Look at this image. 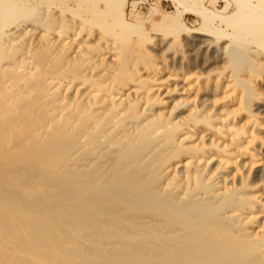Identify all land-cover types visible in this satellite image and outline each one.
Here are the masks:
<instances>
[{
  "label": "bare ground",
  "instance_id": "1",
  "mask_svg": "<svg viewBox=\"0 0 264 264\" xmlns=\"http://www.w3.org/2000/svg\"><path fill=\"white\" fill-rule=\"evenodd\" d=\"M232 1L194 11L206 56L0 0V264H264V0Z\"/></svg>",
  "mask_w": 264,
  "mask_h": 264
},
{
  "label": "rangeland",
  "instance_id": "2",
  "mask_svg": "<svg viewBox=\"0 0 264 264\" xmlns=\"http://www.w3.org/2000/svg\"><path fill=\"white\" fill-rule=\"evenodd\" d=\"M73 1L74 0H65V7L72 6ZM112 1L113 3L111 4H114V7L111 5L112 14H114V16L118 14L117 16L120 19L132 25L134 28L133 30L136 31V34L132 35L133 37L135 36L137 40L136 44H140L141 50H157V40L163 39V43H165V40L170 43L172 47L170 52L178 51L179 53H183L185 51V46L182 37L191 38L192 35H196L201 38L204 37L203 39H208L210 43L209 47L204 44L200 48V51L205 53L206 56L212 54L213 51H218L219 54H224L227 51L226 49L220 48L227 40L225 38L219 39L215 35H208V33L203 30L205 24L204 20L200 15L194 12L201 7H205L211 11L216 9L220 10L225 6L226 0H178L180 1L178 5L171 0ZM227 1L231 4L226 13H231L235 7V5L233 7L234 1ZM101 3L102 2L98 4L99 7L103 6ZM206 24L210 27H218L222 30L225 29L224 27L218 26L219 22L217 21L206 22ZM184 28H189L190 31H185L183 30ZM137 31L142 35L137 36ZM219 64L221 65V62H217L215 65L217 66Z\"/></svg>",
  "mask_w": 264,
  "mask_h": 264
}]
</instances>
